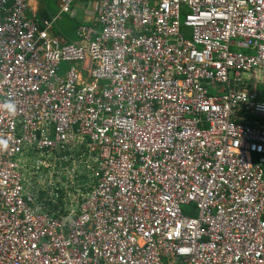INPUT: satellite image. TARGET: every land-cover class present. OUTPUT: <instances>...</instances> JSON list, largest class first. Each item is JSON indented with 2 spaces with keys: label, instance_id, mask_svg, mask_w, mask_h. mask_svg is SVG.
<instances>
[{
  "label": "built area",
  "instance_id": "1",
  "mask_svg": "<svg viewBox=\"0 0 264 264\" xmlns=\"http://www.w3.org/2000/svg\"><path fill=\"white\" fill-rule=\"evenodd\" d=\"M30 1L0 0V264H264V0H99L77 42Z\"/></svg>",
  "mask_w": 264,
  "mask_h": 264
},
{
  "label": "crops",
  "instance_id": "2",
  "mask_svg": "<svg viewBox=\"0 0 264 264\" xmlns=\"http://www.w3.org/2000/svg\"><path fill=\"white\" fill-rule=\"evenodd\" d=\"M99 0H74V9L72 15L64 16L59 22L56 34L64 41L77 42L76 31L81 26H93L96 17V7ZM27 15L29 18L40 19L48 15L58 13L60 10L58 0H33L29 3ZM65 155L53 156L58 164L64 162ZM52 205V203H48Z\"/></svg>",
  "mask_w": 264,
  "mask_h": 264
},
{
  "label": "clouds",
  "instance_id": "3",
  "mask_svg": "<svg viewBox=\"0 0 264 264\" xmlns=\"http://www.w3.org/2000/svg\"><path fill=\"white\" fill-rule=\"evenodd\" d=\"M70 42V41H69ZM5 107L7 108V110L10 112V113H12V114H15V111H16V109H15V105H13V104H7V105H5ZM6 141H2V140H0V145H3V146H6Z\"/></svg>",
  "mask_w": 264,
  "mask_h": 264
},
{
  "label": "trees",
  "instance_id": "4",
  "mask_svg": "<svg viewBox=\"0 0 264 264\" xmlns=\"http://www.w3.org/2000/svg\"><path fill=\"white\" fill-rule=\"evenodd\" d=\"M260 90L262 91V95L259 97V100H264V87H260Z\"/></svg>",
  "mask_w": 264,
  "mask_h": 264
},
{
  "label": "rangeland",
  "instance_id": "5",
  "mask_svg": "<svg viewBox=\"0 0 264 264\" xmlns=\"http://www.w3.org/2000/svg\"><path fill=\"white\" fill-rule=\"evenodd\" d=\"M238 51V50H237Z\"/></svg>",
  "mask_w": 264,
  "mask_h": 264
}]
</instances>
